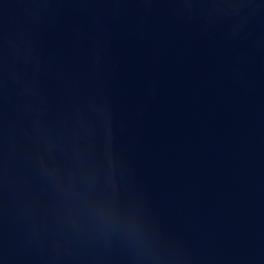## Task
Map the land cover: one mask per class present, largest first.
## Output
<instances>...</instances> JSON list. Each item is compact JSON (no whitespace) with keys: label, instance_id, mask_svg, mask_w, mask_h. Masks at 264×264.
Listing matches in <instances>:
<instances>
[{"label":"water","instance_id":"95a60500","mask_svg":"<svg viewBox=\"0 0 264 264\" xmlns=\"http://www.w3.org/2000/svg\"><path fill=\"white\" fill-rule=\"evenodd\" d=\"M0 264H264V0H0Z\"/></svg>","mask_w":264,"mask_h":264}]
</instances>
